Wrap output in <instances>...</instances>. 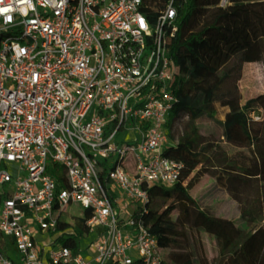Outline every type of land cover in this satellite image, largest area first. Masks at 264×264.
I'll return each mask as SVG.
<instances>
[{"label": "built area", "instance_id": "obj_1", "mask_svg": "<svg viewBox=\"0 0 264 264\" xmlns=\"http://www.w3.org/2000/svg\"><path fill=\"white\" fill-rule=\"evenodd\" d=\"M173 1L163 11L143 0L0 4L14 9L0 14V236L17 257L0 248V264H163L137 211L184 167L164 154L177 102ZM50 159L66 167L68 187L58 189ZM73 203L90 211L77 254L56 241Z\"/></svg>", "mask_w": 264, "mask_h": 264}, {"label": "trees", "instance_id": "obj_2", "mask_svg": "<svg viewBox=\"0 0 264 264\" xmlns=\"http://www.w3.org/2000/svg\"><path fill=\"white\" fill-rule=\"evenodd\" d=\"M170 2L143 0L141 7L163 11ZM173 2L179 29L168 54L177 102L166 123L164 154L184 167L174 186L152 185L137 213L156 235L163 264H212L264 211V92L242 104L240 89L245 63L264 62V0ZM47 169L59 190L68 187L63 164L50 159ZM99 169L110 189L109 160ZM206 178L210 182L197 190ZM89 216L73 203L59 218L64 231L56 241L77 254L88 242ZM0 241L16 259L12 238L1 235ZM223 264H264V224Z\"/></svg>", "mask_w": 264, "mask_h": 264}, {"label": "crops", "instance_id": "obj_3", "mask_svg": "<svg viewBox=\"0 0 264 264\" xmlns=\"http://www.w3.org/2000/svg\"><path fill=\"white\" fill-rule=\"evenodd\" d=\"M264 73V62L263 61H252L246 62L244 65L243 78L240 81V89L242 93V104H245L249 99L256 97L258 94L262 93L257 91L256 86L261 83ZM246 79L245 88L242 87V81ZM210 180L208 178L204 179L200 184L197 190H200L202 187L206 186ZM264 224V211L258 217L257 222L252 226L247 228L242 235L235 238L233 243L226 248L223 255L219 256L212 264H223L224 261L230 257L236 249L242 246L245 240H247L255 230V228Z\"/></svg>", "mask_w": 264, "mask_h": 264}, {"label": "rangeland", "instance_id": "obj_4", "mask_svg": "<svg viewBox=\"0 0 264 264\" xmlns=\"http://www.w3.org/2000/svg\"><path fill=\"white\" fill-rule=\"evenodd\" d=\"M247 81H246V79H244L243 81H242V87L243 88H245V83H246ZM256 88H257V91L259 90V91H261V92H264V73H263V77H262V81H261V83H259L257 86H256ZM203 122H212V121H210L209 119H205ZM88 240H90V238H88ZM85 254H87V253H85Z\"/></svg>", "mask_w": 264, "mask_h": 264}, {"label": "clouds", "instance_id": "obj_5", "mask_svg": "<svg viewBox=\"0 0 264 264\" xmlns=\"http://www.w3.org/2000/svg\"><path fill=\"white\" fill-rule=\"evenodd\" d=\"M11 3V0H10ZM0 4H3V0H0ZM14 9L11 8V6H6V7H0V14H5V13H10ZM12 17L11 15L7 16V20L11 21Z\"/></svg>", "mask_w": 264, "mask_h": 264}]
</instances>
